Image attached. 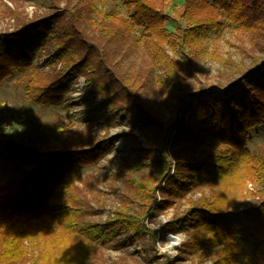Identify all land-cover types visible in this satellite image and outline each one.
<instances>
[{
    "label": "trees",
    "instance_id": "1",
    "mask_svg": "<svg viewBox=\"0 0 264 264\" xmlns=\"http://www.w3.org/2000/svg\"><path fill=\"white\" fill-rule=\"evenodd\" d=\"M52 1L57 4L58 0ZM96 1L70 5L66 0L61 10L54 8L30 19L8 10L5 16L16 27L0 32V84L17 72H26L20 82L26 100L58 108L63 106L71 75L80 69L88 73L89 88L114 106L121 119L141 132H154L155 146L148 149V156L131 158L128 180L133 189L125 195L131 200L112 208V216L104 223L91 224L82 220L89 203L79 196L74 182L78 170L98 162L104 153L102 144L38 154L12 136L0 139V159L21 169L18 195L0 194V264H81L77 259L95 261L93 247L105 246L120 233L137 243H143L145 235L154 240L155 234L144 224L145 216L153 219L176 200H186L188 207L161 229L184 233L187 252L196 254L222 244L226 263L239 264L238 250L251 237L252 259L246 258L245 264H257L264 248V194L243 209L227 207V194L199 200L187 196L216 182L225 188H241L247 180L264 186V157L247 148L250 131L264 127V0H183L173 17L163 12L161 1L131 0L124 3L128 11L133 9L128 18L101 12ZM221 18L248 35L251 54L239 61L219 59L223 66L220 91L209 88L204 94L192 93L163 45L194 62L206 55L202 41L221 28ZM169 21L177 22L174 33L164 26ZM135 28L142 29L139 39L132 36ZM104 37L131 45L144 42L153 69L164 70L158 77L160 88H175L183 101L186 98L182 117L168 136L170 148L183 146L190 153L198 152L199 158L182 159L174 151L173 163L163 158L157 148L164 138L160 121L141 102L137 77L120 75L107 51L97 50L95 42ZM50 45L56 47L64 72L38 75L32 69L34 57ZM142 159L157 160L150 172ZM157 191L166 196L162 202L156 203Z\"/></svg>",
    "mask_w": 264,
    "mask_h": 264
},
{
    "label": "rangeland",
    "instance_id": "2",
    "mask_svg": "<svg viewBox=\"0 0 264 264\" xmlns=\"http://www.w3.org/2000/svg\"><path fill=\"white\" fill-rule=\"evenodd\" d=\"M74 5L78 0H68ZM131 0H97L96 6L105 14L111 12L121 18H128L133 9L127 10L124 3ZM162 2L163 12L173 17L183 0H152ZM212 1V0H208ZM66 0H0V32L12 31L16 26L6 12L16 10L25 18H35L51 13L54 8L61 10ZM221 28L212 30L202 41L206 55L199 56L194 62H187L178 51L163 45L165 54L173 60L177 75L186 85L188 91L204 94L209 88L220 91L223 71L221 59L239 61L251 54L248 35H244L234 24L221 18ZM99 20V19H98ZM111 22L104 20V22ZM115 23V21H113ZM111 25V26H110ZM177 22L164 24L166 30L174 33ZM181 27L185 26L183 22ZM106 26L115 28L114 24ZM115 30V29H114ZM142 29L135 28L134 36L139 39ZM98 51H107L110 60L116 63L120 75L134 76L141 88L140 100L161 124L164 138L157 145L161 155L173 163L172 151L182 159L199 158L198 152H191L183 146L170 148L168 138L170 130L180 121L186 107L182 93L175 88L162 90L158 83L162 69H153L152 55L144 42L131 45L129 42H111L100 38L95 42ZM256 48V47H255ZM102 49V50H101ZM255 51L259 52L258 49ZM58 59L54 46L43 48L36 56L32 69L38 75L61 74L64 65ZM26 72H17L13 77L0 84V139L12 136L22 147L38 154L62 152L64 150H87L102 144L104 153L97 163L77 171L74 185L79 196L89 203L82 220L86 223L101 224L112 216V208L128 199L126 193L133 189L128 180L131 172L132 156H148L153 146V131L141 132L121 119L119 113L102 97L97 96L88 86L86 73L76 69L63 97V106L58 108L37 106L29 103L23 94L20 82ZM50 75V76H51ZM159 77V78H158ZM251 139L247 143L250 152L264 157V127L250 131ZM140 154V155H137ZM191 154H194L193 156ZM153 159H142L146 172H150ZM27 166L25 169H29ZM21 181V169L4 163L0 159V194L17 196ZM129 182V183H128ZM228 195L229 208L243 209L258 200L264 194V186L253 181H245L241 188L219 183H211L191 192V200L211 199L214 196ZM156 203L166 197L157 191ZM128 200H131L129 198ZM188 207L186 200H176L173 207L163 210L150 219L144 218V224L153 232L154 240L145 235L143 243L133 242L125 233L117 234L113 241L102 247L94 246L96 260L77 259L81 264H228L222 257L223 245L205 249L196 254L186 251L184 233L162 231V226L174 216L181 214ZM177 235L184 237L183 242L176 244ZM174 239V240H172ZM157 245L167 246L168 252L161 253ZM253 238L246 237L237 253L239 264H245L246 258L252 259ZM175 253L169 254V253ZM257 264H264V248Z\"/></svg>",
    "mask_w": 264,
    "mask_h": 264
},
{
    "label": "clouds",
    "instance_id": "3",
    "mask_svg": "<svg viewBox=\"0 0 264 264\" xmlns=\"http://www.w3.org/2000/svg\"><path fill=\"white\" fill-rule=\"evenodd\" d=\"M183 239H184V237L182 236V235H177V237H176V240H175V243L176 244H179V243H182L183 242ZM157 248H158V250L161 252V253H164V252H168V248H167V246H165V247H161L160 245H157ZM169 254H175V253H169Z\"/></svg>",
    "mask_w": 264,
    "mask_h": 264
},
{
    "label": "bare ground",
    "instance_id": "4",
    "mask_svg": "<svg viewBox=\"0 0 264 264\" xmlns=\"http://www.w3.org/2000/svg\"><path fill=\"white\" fill-rule=\"evenodd\" d=\"M172 240H174V239H172Z\"/></svg>",
    "mask_w": 264,
    "mask_h": 264
}]
</instances>
